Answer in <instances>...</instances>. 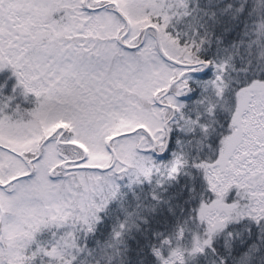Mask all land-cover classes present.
<instances>
[{"label": "snow or ice", "instance_id": "6c2138e0", "mask_svg": "<svg viewBox=\"0 0 264 264\" xmlns=\"http://www.w3.org/2000/svg\"><path fill=\"white\" fill-rule=\"evenodd\" d=\"M32 5L34 0H0V126L23 127L49 108L69 112L87 127L102 125L109 113L126 108L135 99L132 90L143 91L140 82L146 83L150 73L146 66L97 53L95 45L69 49L40 27L21 28ZM89 9L93 16L100 11L91 4ZM84 17L86 26L91 27L87 14ZM196 19L199 26L190 35L193 46L202 45L203 51L197 52L190 64L170 65L184 75L169 92L155 99L148 94L163 113L167 135L158 133V144L148 138L144 155L150 163L145 172L123 169L113 180L118 189L115 194L149 225V217L172 213L177 206L188 213L185 222H197L205 209L227 205L224 213L241 219L226 229L224 244L213 243L204 249L197 264H264V171L256 172V167L264 169V134L257 136L252 147L258 153L252 157L256 167L242 160L237 168L243 175L229 172L222 184L212 181L222 142L242 121L264 124V107L248 99L249 93L254 98L264 95V32L257 33V25L264 24V0H198ZM70 22L69 17L61 16L53 18L51 26L59 30ZM202 29L210 32L211 42H204ZM118 47L135 55L142 45L131 48L121 42ZM166 84L167 80L158 87ZM138 135L146 136L136 132L116 139L130 140ZM87 163V157L70 158L62 170L44 175L50 185H56L67 183L64 177L74 175V169L100 176L114 171L84 169ZM131 180L135 183L130 184ZM230 180L235 185L225 188ZM33 185L39 186V174L27 168L25 176L0 182V199L13 201L14 209L33 210L32 218L21 212L15 224L29 232V225L40 229L23 261L13 260L11 253L23 241H17L16 249L5 247L11 220L0 207V264H58L51 257L53 250L61 252L59 264H158L151 249L160 234L152 228L143 239L137 237L139 244L126 253L127 260L109 253L101 236L113 230L115 204L103 211L91 206L85 211L81 202L89 194L64 193L53 187L48 195L37 196ZM92 200L96 202L95 195Z\"/></svg>", "mask_w": 264, "mask_h": 264}, {"label": "rangeland", "instance_id": "374dc122", "mask_svg": "<svg viewBox=\"0 0 264 264\" xmlns=\"http://www.w3.org/2000/svg\"><path fill=\"white\" fill-rule=\"evenodd\" d=\"M92 1L93 0H91V2ZM95 1L100 4H106L115 11L118 9L126 18H128L132 26L131 29L133 33L136 32L137 28L139 29L140 27H143L140 29L142 33L140 34L138 40H145V44L141 53H138L140 54V57L137 58V60L145 62L146 64H143L142 66L149 68L150 73L147 77L146 83L143 81L140 82V87L143 91L134 89L130 93L131 95H141L145 91H147L146 93L148 95L152 90V86L154 85L153 83L158 86L163 84L165 80H168L172 74H182L181 72H178L177 68L168 67L160 57L154 55L152 49V38L150 35L146 37L144 35V32L146 33V29L149 28L151 30V33L149 34L157 37L161 45L158 34L159 29L146 24V11L147 9H150L155 18L159 15L164 16L160 14V11L163 10V3L166 0ZM129 1L139 2V8L144 12L137 13L133 7L128 8L127 11L126 5ZM91 2V7L97 8V6L95 7L96 4ZM53 5H55V7H52ZM87 8L89 9V6ZM84 14H87V21H91V27L86 26ZM61 16L69 17L71 22L67 23L66 26L60 28L59 30L53 29L51 26V20L53 18L58 19ZM165 24L166 19L162 27H164ZM28 26L40 27L41 31L45 34L52 32L54 39H58L60 43L73 50L85 46L87 43L89 46L90 43L92 44L93 39L100 43H105L104 41H111V46L108 47V56H115V54L111 56L110 53L114 42L112 41L113 34L117 27L119 28V25L112 12L105 11L102 13L99 11L97 15L93 16L88 10L87 12L81 11L79 0H34V5L30 6V8L26 11V16L20 23L21 28H26ZM81 28H83V31H78ZM163 44L167 45L165 40ZM171 48L172 46L168 45V49ZM125 58L129 61H134L131 55L126 54ZM251 94L252 93L248 94V99H250ZM255 100V105L263 106L264 95L254 98V101ZM129 107V112L126 111L127 107L119 111L111 112L108 114L102 125H92L91 127L83 125L82 122L77 120L71 113L55 111L53 108H49L47 111L42 112L38 119H35L30 124L23 127L0 126V146L7 149L0 151V178H5L4 180H0V182H11L25 175L27 164L23 163L18 154L23 155L29 163H34V157H32V155L36 152L35 144L39 136L45 135L48 137L51 134L57 133H59L60 137L68 135L71 136L70 140L61 139V142L66 145V150L70 155L75 154L78 158L81 156L87 157L88 163L83 165V167L104 169L113 167L112 169L114 170L118 167L117 170L123 169L122 167H119V163H127L130 159L129 155L132 156V154L129 152L128 154L126 150V146L130 145L131 140H117L112 139V137L117 135L123 136L125 133L131 132L138 127H143L146 128L151 136H153L154 141H159L158 133H161L162 129L161 123L156 119V116H154V114H158V110L156 108H154V114L144 112V110L138 112L140 110L137 109L138 104L135 99L130 102ZM249 121H245L248 134L244 137L241 136V129L237 128L231 138L232 141H230L224 149L221 166L215 172L212 180L215 181V183L221 181L220 184H222L223 181L227 179V172H231L232 175L244 174L243 170L237 168V165L241 162V154L249 155L248 161L250 163L247 164L256 167L257 161L252 158L253 153H255L252 151V147L257 141V135L252 128H249ZM107 133L111 134L109 143L111 146L112 157L109 155L108 144L104 140V136H106L105 134ZM130 150L132 151V148H130ZM28 152H31L32 155H27ZM62 154L64 156V148ZM144 160L149 163L146 159ZM51 166L54 168H60L63 166V161H61L57 156L53 141L47 144L43 155V161L41 163H34L33 169H36L35 172L39 174V186L37 187L33 185L37 196L48 195L49 189L53 187L59 189V184L50 185L44 175L45 169ZM246 167L247 166L245 165V169ZM133 168H135V165ZM141 169H144V167ZM260 171H264V169L256 167V172ZM224 174H226L225 178ZM234 185L235 182L230 180L228 184L224 185V187L231 188ZM52 195H55V193H52ZM101 204L102 202L99 205ZM94 206L96 205L94 204ZM0 207L3 208L4 213L8 214L11 220V223L6 229L5 246L10 250L16 249L17 241H23V244L16 251L11 253L13 260L21 261L20 250H26L29 248L32 242V237L37 232L39 227L37 226L33 228L29 225V228H31L30 232L22 230L15 224V218L19 217L21 212L26 213L30 218H32L33 210L26 208L14 209L13 201L8 200L6 197L0 199ZM224 208H227V205H222L219 209L209 208L210 211L206 210L203 212L204 215H208L207 219L202 222H205L209 227V232L215 231L219 224V220H223L225 218L223 215ZM56 211L58 212L59 210L56 209ZM53 219H55V217H53ZM51 257L56 259L59 264V260L62 258V255L61 252L53 250Z\"/></svg>", "mask_w": 264, "mask_h": 264}, {"label": "trees", "instance_id": "16d2710c", "mask_svg": "<svg viewBox=\"0 0 264 264\" xmlns=\"http://www.w3.org/2000/svg\"><path fill=\"white\" fill-rule=\"evenodd\" d=\"M81 11L87 12L90 11L87 7L89 6L91 0H79ZM85 2L87 5H85ZM202 2V0H200ZM91 3L96 4L95 7L100 9V12L109 11L112 12L114 18L118 22L119 28L114 31L113 34V46L111 50V56L115 54L114 57H125L126 54L130 55L128 52H122L121 48L118 47V45L123 42L127 44L131 48H136L139 45H142V47L139 48V51L135 53V55H131L133 62L137 65L142 66L143 64H146L145 62H140L137 60V58L140 57L143 46L145 44V40H138L140 34L142 31L140 30L143 27L137 28L136 32L133 33L131 29V24L118 9L115 11L113 8L107 6L106 4H100L97 1L93 0ZM98 3V4H97ZM100 4V5H99ZM133 7L136 12H144L142 9L139 8V2H128L126 5V9L128 11V8ZM198 11V0H166L163 3V10L160 11V14L164 16H158L154 17L152 15V12L150 9H147V25L157 27L159 34V39L161 42L162 49L166 56H168L173 61L181 64L186 65L190 64L194 61L196 58L197 52L203 51L202 45H197L196 47L193 46V40L191 38L190 33L199 26V22L196 19V13ZM166 24L164 27H162L163 23ZM147 28V27H146ZM180 29L178 32L177 29ZM161 29V30H160ZM164 29V30H162ZM264 32V24L257 25V33ZM151 33V30L148 28L146 29V33L144 32L145 37L151 36L153 41V53L157 57H161L155 37ZM134 34V35H133ZM127 35V39L125 40V36ZM201 36L204 37V42L208 43L212 41V36L210 32L206 33L203 29L201 30ZM187 37V39H185ZM58 41V39H56ZM167 43V45H164L163 42ZM199 40V38H197ZM92 44L90 43L91 48L93 45L96 46L97 53H106L108 55V47H110L111 41H104L105 43L97 42L95 39L92 40ZM183 43V46H182ZM168 45H171L172 48L168 49ZM82 46V45H81ZM83 47V46H82ZM162 58V57H161ZM167 66L170 67V65H174L170 63L169 61H166ZM176 69V68H175ZM184 75V73L180 74ZM179 74H172V76L169 78V81L167 84L160 88L155 83L152 86V89H155L154 91H150V95L153 99L161 96L162 94H165L169 92L170 88L176 84V82L180 79ZM211 79V78H210ZM174 80L175 82L171 85L170 81ZM171 85V86H170ZM147 91L143 92L141 95H135V101L138 104L137 109H139L141 112L144 110V112H149L150 114H154V108L155 106L152 103V100L149 101L148 95L146 93ZM252 104L255 105L256 100L254 101L253 94L251 95ZM130 103L127 106L126 111L129 112ZM261 107H264L261 105ZM156 116V119L161 123L162 125V117L163 113L158 111V114H154ZM236 119L233 120V124H236ZM31 123V122H30ZM29 123V124H30ZM249 128H252L257 136L264 134V124L257 125L255 120H250L248 123ZM241 130L242 135L248 134V131L246 130V122H241ZM136 132H142L145 135H138L130 139V145L126 146L127 153L129 152L131 155L130 159L127 163H119V167H122L123 169H127L129 171H135L138 173H144L145 171V165L148 164L144 159H146L150 163V158L146 157L144 155V151L146 149V145L148 143V138H151L152 142L155 144H158L159 141H154L153 136L149 134V132L146 130V128L138 127L134 129L131 132L125 133H136ZM161 132L167 135L166 129L162 126ZM106 137H111V134H105ZM234 133L230 138H228L226 141L222 142V152L220 160L218 163V169L221 166V161L223 159V152L224 149L227 147L228 143L232 140ZM59 135L52 134L50 137L47 138L46 141L43 142V137L38 141V146L41 147L40 155H37V151L31 154V152H28L27 155L34 157V161H37L41 163L43 161V155L46 150V146L50 141V138H55L51 141H54L55 147L57 151L60 153V156L64 158L65 161L76 160L81 157H77L75 154L70 155L67 152V147L63 143H60V145H57L56 138ZM120 135H117L115 137H112V139H116ZM60 137V136H59ZM62 139V137H60ZM132 148V151L130 148ZM3 146H0V149H3ZM64 148V156L62 154ZM128 153V154H129ZM135 165V168L133 166ZM140 169H139V168ZM144 169H141L143 168ZM84 169H89L85 168ZM113 168V167H112ZM54 169L52 172L51 170ZM57 169L60 168H54L53 166L48 167L45 169V172H47L49 175L53 174ZM118 167L115 168V170L112 172L109 176H100L92 174L91 172H81L78 169H74V175L64 177V180L67 181V183H58L59 189L62 190L64 193H76V192H85L88 195V198L86 200H83L81 202L82 208L87 211L88 207L91 206L94 211H103L105 208H108L109 205L115 204L116 205V214L113 217V220L111 221V226H113V230L110 233H105L103 236H101V239L105 240L106 247L109 250L110 254H113L116 256V258H120V256H123L125 260H127L129 257L126 255L128 251H134L133 245H138L139 240L137 237H140L141 239L144 238L147 230L149 228H152L156 233H159L160 235L155 236V239L153 241V247L151 249V255L155 257V260L158 262V264H197V258L198 256H201L203 254V251L205 248H210L213 243L216 244H224L223 234L226 231V229L230 226L235 224L241 217L237 216H230L224 213V219L219 220V224L216 227L215 231L209 232V227L206 225L205 222H202L203 220L207 219V216L203 214L204 211L210 209H205L202 214L197 217V222H185V217L188 216V213L184 210H182V206L174 207L173 212L169 214H165L163 212H160L158 216H151L149 217L151 219V224L149 225L144 216L139 214L138 212H134L133 209L129 206H127L126 203H122V198H117L116 192L118 191L116 184L113 183V180L116 175L123 174V169L117 170ZM90 170H96V169H90ZM36 169H34V172ZM222 172V171H221ZM223 173V172H222ZM228 173V172H227ZM226 173V174H227ZM226 174H224V178L226 177ZM215 172L212 173V180L214 178ZM23 177V176H22ZM48 180V177H47ZM212 181H210L211 183ZM131 183H135L134 180L130 181ZM220 182H217L216 184H220ZM92 195L96 196V202L92 200ZM102 202L101 205H99ZM99 203V204H98ZM94 204L96 206H94ZM95 226V225H93ZM39 228L37 232L32 237V242H34L36 234L39 232ZM226 246V245H225ZM6 247V246H5ZM30 247V246H29ZM143 247L141 246L139 248L140 252H143ZM21 254V261H23L25 257V249L20 250Z\"/></svg>", "mask_w": 264, "mask_h": 264}]
</instances>
